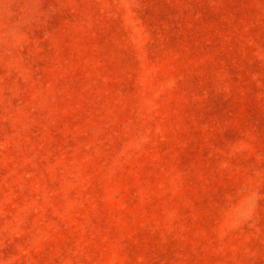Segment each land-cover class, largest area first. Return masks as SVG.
Masks as SVG:
<instances>
[{
  "label": "rangeland",
  "instance_id": "374dc122",
  "mask_svg": "<svg viewBox=\"0 0 264 264\" xmlns=\"http://www.w3.org/2000/svg\"><path fill=\"white\" fill-rule=\"evenodd\" d=\"M0 264H264V0H0Z\"/></svg>",
  "mask_w": 264,
  "mask_h": 264
}]
</instances>
